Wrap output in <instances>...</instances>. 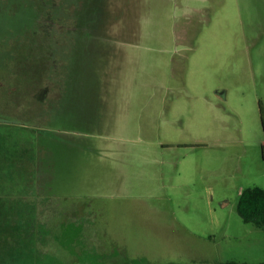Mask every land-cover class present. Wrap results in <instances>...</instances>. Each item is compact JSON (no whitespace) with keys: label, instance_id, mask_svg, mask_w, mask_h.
I'll use <instances>...</instances> for the list:
<instances>
[{"label":"rangeland","instance_id":"374dc122","mask_svg":"<svg viewBox=\"0 0 264 264\" xmlns=\"http://www.w3.org/2000/svg\"><path fill=\"white\" fill-rule=\"evenodd\" d=\"M35 1L0 0V134L38 159L0 264L264 261L236 210L264 190V0Z\"/></svg>","mask_w":264,"mask_h":264},{"label":"trees","instance_id":"16d2710c","mask_svg":"<svg viewBox=\"0 0 264 264\" xmlns=\"http://www.w3.org/2000/svg\"><path fill=\"white\" fill-rule=\"evenodd\" d=\"M35 2L36 6L40 7V3L37 2V0ZM11 45V47L13 48L12 60L15 59L17 64L18 59L16 57V51H14V49H16V45L18 44H16L15 41ZM46 55L47 60L49 61L50 57L48 56V54ZM1 70H4V68H0V73L3 72ZM12 71L14 74H18V70L14 67ZM45 75H43V78ZM37 86L38 84H36V86L33 88H29V93L27 95L29 98L33 93V90ZM5 103L6 102H4V105ZM6 110L8 112L7 114H12L13 112H15L14 108L12 107L7 108ZM261 123L264 128V122L262 119ZM5 126L7 127L5 136L2 137V134H0V140H3L4 138L5 142L9 144V147L6 151L0 149V170L3 169V165L5 166V171H0V192L4 191V193H0V198L3 202L7 203L10 206V209L12 206L17 205L18 202L15 201L18 198L23 202V200L27 199L28 193L32 192V184L38 181V178L36 176V172H38V159L36 158L35 140L32 135L29 132L27 134H24L20 130H11L13 129L12 127H14L11 126V124H5ZM21 138L24 139L23 144L21 143ZM2 173H5V175H2ZM11 192H15V194L12 195ZM34 210H36V208L34 209V207L20 208L18 209L19 215L17 213H11L10 210H8V214L6 215L7 225L11 228L12 225L10 220L20 221L13 226H15V229L17 230L16 234L22 236L21 238H26L28 232H31L32 234L36 233L37 224L35 222L33 223V221L37 216L33 213ZM236 210L238 216L244 223L253 224L258 228H264V190L258 187L243 189L239 195ZM28 211H30V213L32 214L25 217ZM22 212L24 217H20V214H22ZM26 255H29V253L24 248L23 254H21V256L25 258ZM227 264L239 263L230 262Z\"/></svg>","mask_w":264,"mask_h":264},{"label":"crops","instance_id":"0c3cea01","mask_svg":"<svg viewBox=\"0 0 264 264\" xmlns=\"http://www.w3.org/2000/svg\"><path fill=\"white\" fill-rule=\"evenodd\" d=\"M235 263H239V264H264V261H256V262H249V261H239V262H235Z\"/></svg>","mask_w":264,"mask_h":264}]
</instances>
